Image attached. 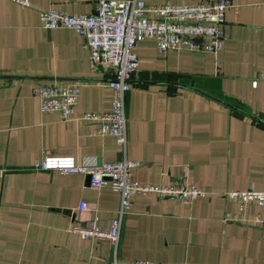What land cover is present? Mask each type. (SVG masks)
<instances>
[{
  "label": "crops",
  "instance_id": "crops-1",
  "mask_svg": "<svg viewBox=\"0 0 264 264\" xmlns=\"http://www.w3.org/2000/svg\"><path fill=\"white\" fill-rule=\"evenodd\" d=\"M204 0H147L161 4ZM216 53L157 50L137 41V66L124 94L126 140L91 132L83 110L110 108L107 74L91 70L83 38L69 27H42L40 12L88 13L95 0H0V264H130L147 259L175 264H264V205L251 204L244 221L224 190L264 189V0H229ZM256 78V83L251 80ZM77 82L72 113L41 111L31 94L43 82ZM45 153L137 161L133 178L182 181L209 191L182 203L137 193L121 215L113 248L106 239L68 232L95 216L108 227L119 193L93 188L86 174L33 167ZM79 201L86 207L77 208Z\"/></svg>",
  "mask_w": 264,
  "mask_h": 264
},
{
  "label": "built area",
  "instance_id": "built-area-1",
  "mask_svg": "<svg viewBox=\"0 0 264 264\" xmlns=\"http://www.w3.org/2000/svg\"><path fill=\"white\" fill-rule=\"evenodd\" d=\"M22 6L29 0H11ZM229 0H204L186 3H148L147 0H95L88 13H65L50 7L40 12L42 27H69L83 38L87 49V61L91 70L107 74L103 84L111 90L110 108L102 111L83 110L76 117L94 123L91 132L111 135L116 144L124 146L126 140L124 94L137 66L133 47L137 41L150 36L158 51L183 49L216 53L223 45L226 35L223 30L224 11ZM257 78L264 79V70ZM256 83V78L251 84ZM77 82H43L31 89L41 111L56 110L62 119L72 113L78 94ZM137 161L121 157L112 161H94L88 158L76 162L71 155L45 153L34 159L33 167L59 173H82L89 175L93 188L109 187L119 193L116 214L108 227H100L96 217L90 216L81 225L69 224L68 232L81 238L106 239L115 248L122 213L130 204V197L137 193L152 192L159 197H176L188 203L209 191L193 183L182 181L152 183L135 179L131 169ZM5 171L0 167V175ZM222 196L236 202V212H224L222 220L244 221L245 210L251 205H264V189L247 187L224 190ZM86 207L79 201L77 208ZM264 217L255 214L247 222L259 225ZM245 222V221H244ZM130 264H175L147 259H134Z\"/></svg>",
  "mask_w": 264,
  "mask_h": 264
},
{
  "label": "water",
  "instance_id": "water-1",
  "mask_svg": "<svg viewBox=\"0 0 264 264\" xmlns=\"http://www.w3.org/2000/svg\"><path fill=\"white\" fill-rule=\"evenodd\" d=\"M87 176V178H89V175H86Z\"/></svg>",
  "mask_w": 264,
  "mask_h": 264
}]
</instances>
